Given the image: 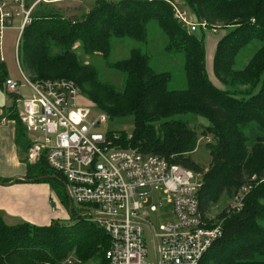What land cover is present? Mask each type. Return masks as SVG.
I'll return each mask as SVG.
<instances>
[{"label": "trees", "instance_id": "obj_1", "mask_svg": "<svg viewBox=\"0 0 264 264\" xmlns=\"http://www.w3.org/2000/svg\"><path fill=\"white\" fill-rule=\"evenodd\" d=\"M34 1L28 0L30 4ZM183 1L210 29H228L216 41L209 73L205 33L212 30L189 34L171 7L159 0H92L89 11L69 17L54 3L41 2L20 37L19 59L34 74L31 80H73L89 103L110 120L133 117L134 130L131 139L124 136L123 147L158 155L200 174L203 186L198 199L205 215L224 198L234 200L250 188L240 212L232 211L230 205L217 216L223 234L201 264H264V0ZM151 22L157 23L167 39L165 51L184 55L186 90H169L172 74L155 71L141 50H133L126 60L110 61L112 39L147 43ZM79 42L86 56L102 57L108 68L125 77L122 91L104 81L94 65L82 63L74 52ZM253 42L261 47L244 69H238L239 56ZM7 77L6 65L0 63L1 86ZM15 102L8 117L16 121V140L26 152L31 144L25 139L27 132ZM183 115L209 122L203 133L212 135L214 141L207 144L208 167L190 156L197 148L198 133L186 121L176 119ZM252 122L262 135L249 148ZM23 180L51 184L67 204L73 222L9 225L0 214V264H59L73 252L84 263L99 257L98 264H108L109 235L89 222L88 215L75 213L62 175L43 159L35 166L26 163ZM12 182L0 179L3 185Z\"/></svg>", "mask_w": 264, "mask_h": 264}, {"label": "built area", "instance_id": "obj_2", "mask_svg": "<svg viewBox=\"0 0 264 264\" xmlns=\"http://www.w3.org/2000/svg\"><path fill=\"white\" fill-rule=\"evenodd\" d=\"M61 1L70 0H36L32 4L28 0H0V63L4 62V31L19 20L20 40L39 3ZM159 1L171 7L174 18L189 34L212 28L217 32L218 28L210 29L207 21L192 15L183 0ZM21 73L25 84L7 79L5 86L18 94L19 120L30 136L28 164L45 159L50 169L65 178L71 203L83 207L84 214L109 235L108 264H201L223 234L221 224H210L200 210L202 176L158 155L124 148L119 132H102L109 116L89 103L75 81H33ZM20 88H29L31 98H22ZM80 99L91 107L80 105ZM249 191L244 188L234 199L232 211L243 209ZM154 192L166 197L148 205ZM166 205L171 218L157 232L150 218L155 213L157 218L164 216ZM147 231L155 249L153 263L147 261Z\"/></svg>", "mask_w": 264, "mask_h": 264}, {"label": "rangeland", "instance_id": "obj_3", "mask_svg": "<svg viewBox=\"0 0 264 264\" xmlns=\"http://www.w3.org/2000/svg\"><path fill=\"white\" fill-rule=\"evenodd\" d=\"M56 8L62 10L66 16H81L83 13L89 11L92 6V0H70V1H61L56 2L53 4ZM21 22L16 20L13 27L4 31L3 39H2V48L1 53L3 54V59L5 61L6 69L8 71V75L10 79L14 81H20L22 84H25V80L22 77L21 71L28 77L34 78V74L25 68L23 62L19 59L18 53V43H19V27ZM148 40L147 43H138L133 40L129 39H112V52L110 61L117 62L126 60L130 57V54L133 50H141L143 53L147 54L150 59V64L152 68L157 72H170L173 76L172 82L169 84V90L171 91H183L187 89V82L185 77L184 71V55L183 54H169L165 51L167 39L159 28L157 23L151 22L148 25ZM212 30V29H211ZM227 30H220L218 29L217 32H207L205 33V48H206V67L208 73L212 70V63L214 58V44L216 41L221 38L222 36L226 35ZM213 45V46H212ZM261 47L259 42H253L252 44L248 45L241 53L237 60V68L244 69L247 63L251 60L254 53ZM74 52L77 54L79 59L84 64L94 65L100 76L104 81L110 82L114 84L120 91L124 89L125 84V77L117 73L116 71L110 69L106 65V61L99 56H86L83 53L81 43H77L74 46ZM21 69V70H20ZM20 93L22 94V98L29 99L31 98V91L29 88H20ZM3 96V97H2ZM5 99L8 101V105H13V99L10 97L9 93L0 90V100ZM8 98V99H7ZM80 105L91 107L89 103L85 100H79ZM3 105V104H1ZM20 106V104H18ZM93 113H98L97 110L91 108ZM176 119H181L187 122L188 126L193 130L197 131L198 133V140H197V148L193 153L190 154L192 159L201 164L204 167H208L211 162L210 150L208 149V143L214 142L213 136L208 135L205 137L203 133L205 132V127L209 126V122L201 117L193 116V115H183ZM159 125V124H157ZM134 130V118L133 117H125V118H116L111 119L109 122L101 127L102 132H119L121 134V138L124 136H128L130 138L132 136ZM262 135L261 131L256 122H252L248 129V147L251 148L258 137ZM30 138V136H28ZM122 145V144H121ZM123 146V145H122ZM32 165V164H31ZM38 165V164H36ZM35 166V165H32ZM23 180V178H22ZM25 183H31L30 181L23 180ZM36 184H48L52 188V195H51V203H50V210L52 214L55 216L49 220L48 224L51 225L54 221H59L61 224H71L73 222L70 211L67 207V204L64 205L60 198L58 197L56 191L53 189L52 185L46 182H36ZM60 190L63 189L62 187L59 188ZM163 196L161 193L156 194L154 192L149 199V204H155L156 199H160ZM167 202V200H166ZM234 200L231 198H224L221 203H219L216 207H214L211 214L208 215L210 220L215 221L216 224H219V220H217V216L227 209L230 205H232ZM71 204V201H70ZM69 204V205H70ZM72 208L74 209L75 213L77 214H84V208L78 205L75 202H72ZM170 206L166 205L165 208V215L161 216V218H157L156 213L151 215L150 221L155 229V231H159L160 225L166 223V219L171 218L170 214ZM57 212L54 213L53 210ZM82 216V215H81ZM89 217V218H88ZM86 217L89 222L95 223L90 216ZM23 223V222H19ZM96 224V223H95ZM35 225V224H33ZM97 225V224H96ZM100 227V226H99ZM101 228V227H100ZM146 237L148 241V262H154V254L155 249L151 238V233L149 231L146 232ZM159 244V243H158ZM68 259L73 261V264H98L99 257L92 259L91 261L84 263L78 259L75 253H71L67 257V259L63 260L59 264H68L66 263ZM262 259V258H259Z\"/></svg>", "mask_w": 264, "mask_h": 264}, {"label": "crops", "instance_id": "obj_4", "mask_svg": "<svg viewBox=\"0 0 264 264\" xmlns=\"http://www.w3.org/2000/svg\"><path fill=\"white\" fill-rule=\"evenodd\" d=\"M215 45L216 43L214 47ZM7 79H10L9 75ZM0 90L9 93L13 103L15 99L17 100L18 94L10 93L5 83L3 86L0 85ZM8 104L7 100L3 98L0 100V179H13V182L6 185L0 183V214L9 225H18L21 224L19 222H23L35 224V226H49L46 224L55 216L50 210L53 193L51 186L17 181L22 180L26 175L29 150L25 152L21 147L23 145L19 146L16 140L17 125L15 120L8 117V110L11 107ZM15 106L17 111L16 102ZM25 139L30 141L28 135Z\"/></svg>", "mask_w": 264, "mask_h": 264}]
</instances>
